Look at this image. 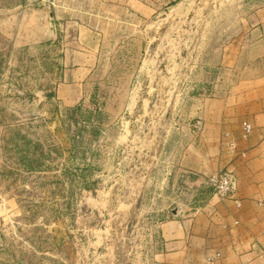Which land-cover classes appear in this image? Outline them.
<instances>
[{
  "label": "rangeland",
  "instance_id": "obj_1",
  "mask_svg": "<svg viewBox=\"0 0 264 264\" xmlns=\"http://www.w3.org/2000/svg\"><path fill=\"white\" fill-rule=\"evenodd\" d=\"M259 20L264 0H0V264H147Z\"/></svg>",
  "mask_w": 264,
  "mask_h": 264
},
{
  "label": "crops",
  "instance_id": "obj_2",
  "mask_svg": "<svg viewBox=\"0 0 264 264\" xmlns=\"http://www.w3.org/2000/svg\"><path fill=\"white\" fill-rule=\"evenodd\" d=\"M251 34L236 65L218 67L227 76L214 78L203 98L204 146L190 148L188 170L195 188L177 214L158 223L147 264H206L216 252L217 264H264V23L256 22ZM243 122L252 125L246 138ZM226 132L236 141L235 152L223 140ZM221 169L236 177L232 198L211 190L201 195V178Z\"/></svg>",
  "mask_w": 264,
  "mask_h": 264
},
{
  "label": "built area",
  "instance_id": "obj_3",
  "mask_svg": "<svg viewBox=\"0 0 264 264\" xmlns=\"http://www.w3.org/2000/svg\"><path fill=\"white\" fill-rule=\"evenodd\" d=\"M252 129V125L248 122L242 123L241 137L246 138ZM228 146L232 152L236 151V141H229ZM243 155V153H241ZM206 183H208L214 190V194L219 198H232L235 186L236 177L233 172L227 169H221L215 171L206 176ZM236 206L239 207V201L235 200ZM220 253L216 252L213 255H209L205 258L206 264H217Z\"/></svg>",
  "mask_w": 264,
  "mask_h": 264
},
{
  "label": "water",
  "instance_id": "obj_4",
  "mask_svg": "<svg viewBox=\"0 0 264 264\" xmlns=\"http://www.w3.org/2000/svg\"><path fill=\"white\" fill-rule=\"evenodd\" d=\"M141 204V200L139 199L136 202V205L134 207V210L132 211L131 215L129 216V219L127 221V226H126V232H125V242L127 244H131L128 239L130 240L131 237H133V233H134V227L136 226L137 223V214H138V209L140 207ZM175 214H177L179 212L178 208L175 209ZM127 260V256L123 255V258L121 259L122 262H126Z\"/></svg>",
  "mask_w": 264,
  "mask_h": 264
}]
</instances>
